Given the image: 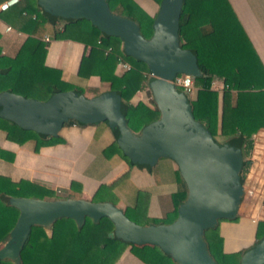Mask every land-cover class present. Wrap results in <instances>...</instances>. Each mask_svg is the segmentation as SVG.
Here are the masks:
<instances>
[{"label":"trees","instance_id":"trees-1","mask_svg":"<svg viewBox=\"0 0 264 264\" xmlns=\"http://www.w3.org/2000/svg\"><path fill=\"white\" fill-rule=\"evenodd\" d=\"M106 1L111 12L134 20L144 37L151 35L153 19L141 13L131 0ZM155 1L160 3L161 0ZM9 9H15L23 16L24 20L18 28L27 37L14 56L3 54L0 46V91L8 90L24 97L45 100L54 92L68 89L60 69L45 63L47 42L43 35L50 33L55 39L76 40L89 46L83 76L97 75L108 82L109 89L115 91L120 99L121 111L129 129L139 132L159 117L153 99L148 103L133 104L130 101L138 89L147 86L149 73L144 62L124 53L119 37L101 32L86 18L73 20L52 15L44 11L37 0H22ZM0 15H3L1 11ZM58 20L64 21L59 30L54 26ZM179 38L181 47L195 54L201 71L200 75L193 77L197 86L196 97L190 100L193 115L207 127L215 140L226 138L241 147L243 183L246 156L253 146L251 137L264 127V68L228 0H183ZM120 60L127 61L131 68L117 74L114 69ZM214 80H222L227 87L221 91L214 90ZM70 89L83 93L82 88ZM100 122L103 121L95 123ZM0 129L10 141L18 144L33 142L34 150L63 141L58 133L48 137L1 116ZM118 149L115 135L114 142L103 152L109 155ZM6 152L0 149V158L7 157ZM8 157L12 159V155ZM160 158L168 157L160 156L152 165L131 163L151 169ZM175 175L177 186L171 194L173 207L169 212L161 218L148 217L146 208L150 191L135 189L131 203L122 208L125 214L141 225L172 222L177 216L179 203L187 195V187L178 168ZM12 197L44 198L30 188L27 180H13L0 174V244L8 240L19 214L18 209L10 204ZM62 197L70 198L68 195ZM262 204L264 206V197ZM236 218L237 214L232 218L218 219V222ZM218 222L204 231L207 249L217 264H239L241 252L223 251ZM113 229V222L108 217L94 220L86 216L81 224L72 218L62 217L49 226L33 225L20 249L19 264H113L127 244L130 245V252L145 264H177L157 245H139L116 236L110 237L108 233ZM263 235L264 220H260L256 240ZM0 264H14V261L4 257L0 258Z\"/></svg>","mask_w":264,"mask_h":264},{"label":"water","instance_id":"water-1","mask_svg":"<svg viewBox=\"0 0 264 264\" xmlns=\"http://www.w3.org/2000/svg\"><path fill=\"white\" fill-rule=\"evenodd\" d=\"M46 12L62 18L88 19L101 32L122 40L125 54L144 62L147 86L159 117L139 132L128 128L115 91L108 89L88 97L67 89L47 99L24 97L0 91V116L48 137L68 120L80 123L105 121L116 135V143L131 162L152 165L160 156L172 159L183 178L186 198L170 223L141 225L109 201L83 198L12 197L17 220L8 240L0 246V258L20 262V249L33 225L49 226L68 217L78 224L86 216L108 217L114 225L108 235L125 242L157 245L177 264H217L203 238L221 218L238 213L244 193L241 181L243 153L229 140L218 141L195 119L190 100L171 79L180 73L201 74L195 54L182 48L179 18L183 0H161L146 38L138 24L111 12L106 0H37ZM239 264H264V235L241 253Z\"/></svg>","mask_w":264,"mask_h":264},{"label":"crops","instance_id":"crops-1","mask_svg":"<svg viewBox=\"0 0 264 264\" xmlns=\"http://www.w3.org/2000/svg\"><path fill=\"white\" fill-rule=\"evenodd\" d=\"M3 1L0 0V3ZM228 1L264 68V0ZM131 2L148 19H154L159 9V3L155 0ZM1 13L4 16L0 15L2 53L14 56L27 37L18 28L24 19L15 9ZM59 22L54 25L57 30L62 27L58 25ZM43 36L48 37L45 63L60 69L68 89L82 88L83 94L88 97L109 89L108 82L102 81L99 76H83L89 46L76 40L55 39L50 33ZM212 82L214 90H223L222 80ZM195 87L196 91L189 96V100L196 97ZM148 93L142 92L145 98L138 100L136 91L130 101L133 104L148 103ZM58 135L63 138L62 142L34 150L33 142L18 144L10 141L0 129V149L7 151V157L0 158V174L13 180H27L33 191L47 199L68 195L70 198L109 201L124 208L131 203L135 189H147L150 191L146 208L148 217L161 218L172 209L171 194L177 186V165L172 159L160 158L149 169L131 163L121 149L105 155L104 149L115 140L112 128L105 121L65 122ZM251 138L253 146L249 150L246 170L242 174L244 193L237 218L222 219L217 224L225 253H242L251 247L256 241L258 221L264 220V127ZM9 155H12V159ZM113 264L145 263L130 252V245L127 244Z\"/></svg>","mask_w":264,"mask_h":264},{"label":"built area","instance_id":"built-area-1","mask_svg":"<svg viewBox=\"0 0 264 264\" xmlns=\"http://www.w3.org/2000/svg\"><path fill=\"white\" fill-rule=\"evenodd\" d=\"M21 1L22 0H5L2 3H0V11L7 10ZM7 29H10V27H7ZM44 40L47 41L48 37L45 36ZM130 68H131V65L127 61L120 60L119 62H117L115 66V73L120 74L124 71L129 70ZM171 81L174 83L176 87L180 88L188 98L189 96L193 95L196 91V87H195L194 79L192 75L180 73V74L175 75L171 79ZM225 87H227V85L223 82L221 85V88L224 89ZM145 91H149L148 86L142 87L137 90L136 97L138 100H142L143 98H145L143 97V94H142V92H145ZM149 98H152V95L147 96L148 100ZM57 192H59V190Z\"/></svg>","mask_w":264,"mask_h":264},{"label":"rangeland","instance_id":"rangeland-1","mask_svg":"<svg viewBox=\"0 0 264 264\" xmlns=\"http://www.w3.org/2000/svg\"><path fill=\"white\" fill-rule=\"evenodd\" d=\"M64 23V21L63 20H60V22L58 23V25H61L62 26V24ZM216 86H217V84H216ZM150 96H151V92L149 91V93H148ZM148 95V96H149ZM152 98H149V100L148 101H150ZM224 139H222V138H218V141H223ZM248 158V155L246 156V159ZM246 167V166H245ZM245 167H244V169H243V171H242V174L244 175V172H245ZM47 232L49 233L50 232V230L49 229H47ZM3 244H0V246H2Z\"/></svg>","mask_w":264,"mask_h":264}]
</instances>
